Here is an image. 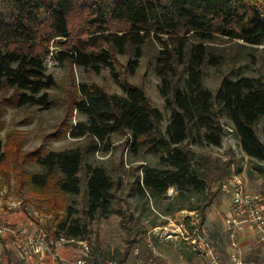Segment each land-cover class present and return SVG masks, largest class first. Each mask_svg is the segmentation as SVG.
I'll return each mask as SVG.
<instances>
[{
    "label": "trees",
    "instance_id": "16d2710c",
    "mask_svg": "<svg viewBox=\"0 0 264 264\" xmlns=\"http://www.w3.org/2000/svg\"><path fill=\"white\" fill-rule=\"evenodd\" d=\"M262 44L264 0H0V92L11 90L16 106H52L48 90L56 80L47 71L48 59L96 73L108 68L119 88L107 92L96 84H76L72 110L82 119L69 125L68 135L84 142L32 153L42 171L27 174L25 182L42 202L77 195L85 154L108 151L110 136L125 133L132 151L151 149L163 166L141 167L134 187L141 198H159L171 187L188 196L204 194L207 172L201 168L207 158L191 145L220 146V118L231 123L246 155L264 161V81L239 75L223 77L215 91L203 86L206 66L243 59L244 50ZM150 52L158 91L169 110L163 128L161 110L139 86L113 72L116 55L130 56L126 68L133 74ZM86 170L84 206L74 215L65 206L54 239L90 245L91 221L123 214L115 207L110 171L102 165ZM210 198L206 195V204ZM135 241L126 243L117 264ZM252 254V260L261 261L257 249Z\"/></svg>",
    "mask_w": 264,
    "mask_h": 264
},
{
    "label": "rangeland",
    "instance_id": "374dc122",
    "mask_svg": "<svg viewBox=\"0 0 264 264\" xmlns=\"http://www.w3.org/2000/svg\"><path fill=\"white\" fill-rule=\"evenodd\" d=\"M244 51L243 59L226 62L217 68L206 66L203 86L215 91L223 77L235 78L239 75L258 77L264 81V44ZM152 53L140 59V65L133 74L126 68L130 56L116 55L113 72L121 80L139 86L150 103L161 110L163 128L169 110L165 108L158 91L159 78L153 72ZM47 71L56 80L54 88L48 90L52 101L49 109L16 106L11 90L0 92L1 217H8L9 225L15 228L16 223L11 222L20 216L22 220L31 221L33 228L36 227L46 239H54L55 225L64 217L65 206H71L72 215L84 206L86 167L102 165L110 171L115 182L114 203L123 214H112L89 223L91 244L87 241L85 244L98 264H117V259L123 257L126 243L132 240L137 241L121 264H205L203 251L194 250L197 243L191 242L198 234L209 241L219 256L227 259L231 250L223 228V218L229 198L222 184H238L246 190L264 195V161L244 153L233 134L231 123L225 118L219 119L224 128L220 146L191 145L197 155L207 158L206 165L201 168L207 172L206 194L188 196L171 187L159 198H141L134 190L135 181L141 175V167L163 166L159 165L151 149L132 151L127 134L113 133L108 151L99 149L85 154L82 169L78 173L81 179L79 194L58 195L50 202H42L41 195L36 194L34 188L25 182L27 174L42 171L33 161L32 153L68 149L84 142L76 141L68 135L69 125L82 119L81 115L72 110L76 84L92 83L107 92H119L108 68H102L96 73L69 62L57 63L48 59ZM47 190H50V186ZM42 195L45 197L46 194ZM206 195L211 197L208 204ZM6 222L5 219L2 223ZM179 231L183 234L180 235ZM167 234L171 235L168 239ZM9 237L14 240L19 238L4 236ZM255 240L252 237L253 246L241 245L240 250L244 257L252 260V250L258 249L261 261L256 262L264 264V246ZM69 244L73 247L74 257L86 258L83 254L87 250L84 245L76 241Z\"/></svg>",
    "mask_w": 264,
    "mask_h": 264
},
{
    "label": "built area",
    "instance_id": "2783aa9c",
    "mask_svg": "<svg viewBox=\"0 0 264 264\" xmlns=\"http://www.w3.org/2000/svg\"><path fill=\"white\" fill-rule=\"evenodd\" d=\"M224 193L228 195L229 201L226 206V212L223 218V228L227 236L231 253L227 259H222L218 253L211 247L209 241L197 235L191 240L197 243V248L203 251L206 258L205 264H259L253 260H247L240 250V237L245 232H249L257 241L264 243V195L256 191L246 190L238 184H222ZM179 234L183 233L179 231ZM16 236L21 238L26 249L33 254L47 253L57 262L66 264H91L90 255L85 244L86 240L66 239L62 236L56 239H46L45 236L34 228L30 231L13 228L9 224L1 222L0 214V236ZM171 235L167 234L166 239ZM78 242L84 245V257L65 258L60 253V248L66 242Z\"/></svg>",
    "mask_w": 264,
    "mask_h": 264
},
{
    "label": "crops",
    "instance_id": "0c3cea01",
    "mask_svg": "<svg viewBox=\"0 0 264 264\" xmlns=\"http://www.w3.org/2000/svg\"><path fill=\"white\" fill-rule=\"evenodd\" d=\"M2 217L1 222L5 221L6 219V223L10 224V220L8 219V217ZM14 219L15 220H12L11 223H16L17 226L15 228L22 229L24 231H30L31 229H33V224L31 223V221L27 219L22 220L20 216H16ZM34 229L36 230V227ZM252 237L253 236L249 232H245L244 234H242L240 237V246L243 245L245 247L246 245L250 244L253 246L254 241H252ZM15 239L17 240L12 239L11 237L4 238V236H0V264H66L63 262L55 261L47 253L33 254L26 249V247L24 246V242L21 240V238ZM255 242H257L261 246H264V243H261L257 240H255ZM69 243L70 242H66L65 245L60 248V253L65 258H71L73 256V247ZM254 250H252V252ZM89 254L90 259H92V263L98 264L93 259L91 253Z\"/></svg>",
    "mask_w": 264,
    "mask_h": 264
}]
</instances>
